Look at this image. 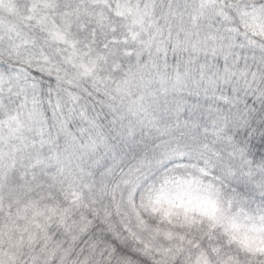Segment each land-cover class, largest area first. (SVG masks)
I'll return each mask as SVG.
<instances>
[{
    "label": "clouds",
    "instance_id": "clouds-1",
    "mask_svg": "<svg viewBox=\"0 0 264 264\" xmlns=\"http://www.w3.org/2000/svg\"><path fill=\"white\" fill-rule=\"evenodd\" d=\"M0 264H264V0H0Z\"/></svg>",
    "mask_w": 264,
    "mask_h": 264
}]
</instances>
